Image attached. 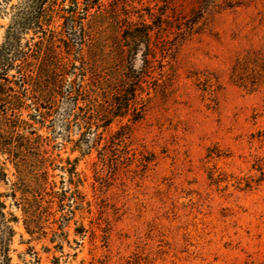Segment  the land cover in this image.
I'll use <instances>...</instances> for the list:
<instances>
[{
    "label": "rangeland",
    "instance_id": "1",
    "mask_svg": "<svg viewBox=\"0 0 264 264\" xmlns=\"http://www.w3.org/2000/svg\"><path fill=\"white\" fill-rule=\"evenodd\" d=\"M77 1L0 0V47L43 36L63 87L0 101V193L27 209L0 195V263L264 264V0Z\"/></svg>",
    "mask_w": 264,
    "mask_h": 264
},
{
    "label": "trees",
    "instance_id": "2",
    "mask_svg": "<svg viewBox=\"0 0 264 264\" xmlns=\"http://www.w3.org/2000/svg\"><path fill=\"white\" fill-rule=\"evenodd\" d=\"M207 1L209 0H201V3L198 7L199 11L205 8L204 3ZM212 2H215V1L212 0ZM231 2H233V0H227L226 6L227 7L232 6ZM235 2H239V0H236ZM73 3L74 5L70 9L72 13H74V10L78 8L77 7L78 1L73 0ZM83 3H84L83 5H84L85 13H86L88 9L92 7V5L98 4V0H85V2ZM214 5L215 4H212V6ZM40 11H41V5H38L37 11H36L37 16L39 15ZM62 24L66 32L67 31L73 32L74 35L76 36L78 35V38L80 39V41L82 40L83 27L80 21H75L71 19V22L63 21ZM140 25L144 26L145 28L151 27L150 24H144L143 21L140 22ZM135 28H139V25L138 27H135ZM146 32L147 31H144L145 34ZM134 41L136 42L137 40H134ZM18 42H17L16 37L5 35L4 41L0 47V101H2V98H8V97H10L13 100H17L19 98V92H20L19 90H22L23 92H28L31 95V97L35 100V102L37 103V110L39 112L41 108L48 110L49 107L45 105L44 101L48 97L51 98V92L53 96L56 98V96L58 94H61L63 90V87L60 85V82H58L59 80H56V78L52 77L53 80L51 81L52 75L51 76L49 75L51 74L49 71V58H51L52 56H55L56 54L55 49H54L55 47L52 44L49 45V43H47L46 39L43 36L38 37L37 40H33L32 43H30L29 41H26V43L24 44L21 50H18L17 48ZM64 42L68 43L67 41H64ZM64 46H65L64 49L66 48L67 50L66 51L67 55H70L72 53L71 51L73 50V48L76 47V48H79L80 50L81 43L79 47H77L78 45H75V44L73 45L69 43L67 45L64 44ZM4 47H8L9 49H11L12 47V53L15 52V54L9 60H7V58H5L3 54ZM78 54L79 53H77V55ZM73 61L70 62V65L76 67ZM24 65H26V68L24 67ZM59 68H62V67H59ZM61 70L63 71V69ZM9 73H10L11 78H9ZM54 73L57 74L56 72ZM64 74H67V73L65 72ZM78 78H82V75H79ZM81 83H82V79L81 80L78 79L77 81V78L73 77V80L71 81L70 85L67 86L68 89L65 90L66 94H71L73 105H76L77 103L78 96L81 91ZM133 92L134 90L132 91V93ZM121 94H123V91H121ZM129 106L133 108V106L129 105L127 102L124 105H122L125 112L129 110L130 108ZM43 113L45 114L46 111H44ZM118 116H123V115L118 114ZM139 117L140 116L132 117L131 122L138 120ZM3 128L4 127H0V131H3L4 130ZM129 128H130L129 125H126V124L120 125L119 127V129L121 130L126 129V131H130ZM108 130L109 129H105V131H108ZM0 152H2L3 154H7L8 160H11L12 163L17 164L16 162L17 155H16V152L13 151V149L3 147L2 149H0ZM68 174H69L68 180L69 182H72V175L70 174V172ZM2 175L5 176L6 173H2ZM9 188L11 189H9L10 191H7L8 193H2V194L0 193V195L5 196L7 197V199L11 200L10 204L11 205L15 204L16 207H18L19 210L22 212V214L25 215L27 212L26 204L22 206L20 205V202L14 203L11 198L12 197L15 198V193H16L15 187L13 185L12 187H9ZM78 196H79V193H78ZM5 200H0V216H4L3 209L6 208ZM70 212H73V211H70ZM9 214L11 215V213ZM11 220L17 222L18 218L15 216H12ZM8 229L10 228L8 227ZM5 230H7V228H5ZM9 231L13 233V230L10 229ZM25 231L30 232L27 227V224H25ZM0 264H7V260L5 259V262L0 263Z\"/></svg>",
    "mask_w": 264,
    "mask_h": 264
}]
</instances>
